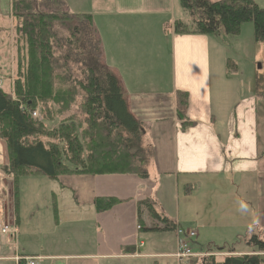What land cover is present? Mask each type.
I'll list each match as a JSON object with an SVG mask.
<instances>
[{"label": "crops", "instance_id": "crops-1", "mask_svg": "<svg viewBox=\"0 0 264 264\" xmlns=\"http://www.w3.org/2000/svg\"><path fill=\"white\" fill-rule=\"evenodd\" d=\"M60 1L68 12L73 10L72 14L91 15L105 60L107 57H115L117 49L144 52L147 42L141 39L145 35L149 36L154 45L168 39L166 41L177 52L182 67V70L179 67L174 69V73L178 70L181 78L179 89L183 88L185 91H180H188L186 93L189 95L186 118L195 121L196 126L181 131L180 125L175 123L174 127L165 128L167 121L164 116L175 118L172 90L164 94L161 84H156L153 88L150 84L139 90L133 89L128 96V110L145 127L142 145L148 154V178L140 180L134 176L86 175L82 180L88 183V191L83 195L89 194L90 197H76L75 186L68 178L70 175L50 180L45 183L48 187L47 194L24 199L20 212V236L24 240L33 237L26 241L27 245L21 243L23 248L22 251L19 248V251L16 250L18 254L43 257L45 259L41 264H163V260L169 264V258L174 260L172 255L177 245L175 232H164L162 229L165 226L153 220L147 208L140 203H153L155 212L171 221L178 229L181 227L179 217L186 213L187 201L192 195L188 193L191 185L188 186L185 197L181 201L177 199L175 203L176 219L171 215V206L168 208L163 197L158 198L154 194L161 179L166 183L171 177L182 179L183 176L186 178L184 182H193L192 185L195 186L193 192L197 194V219L201 218V207L206 206L207 213H211L210 217L214 221L212 226L243 227L244 232H253L262 240L264 82L256 85L254 82L257 80L254 78L255 81H251L250 85L243 84L244 81L238 76V69L227 62L228 74L225 77L229 78L231 73L238 76L239 90L235 94L231 93L235 102L232 110H228L227 127H224V111H220L217 116L213 113L214 95L208 88V82L212 80L210 73L208 78L206 76L209 70L208 54L200 44L204 37L167 36L166 29L173 21L179 20L185 24L182 17L184 13H175V9L180 7V0ZM208 1L217 3L224 0ZM253 2L264 11V0ZM176 42H179L180 48L175 46ZM195 48L198 50L192 55ZM187 58L189 59L185 61ZM155 59L157 63L150 65L146 73L160 72L159 67L167 66L166 61L162 62L158 57ZM109 62L115 66L114 62ZM195 63L199 66L194 67ZM171 79L174 80L173 77ZM227 80L231 82V79ZM224 81L226 83L225 78ZM158 136L166 141V151L163 152V156L166 153V168L153 166L157 145L162 142L157 139ZM0 147L4 152L1 141ZM3 152L0 156L2 158ZM39 190L40 188H36L35 191ZM19 198L22 205L23 197ZM107 198L118 203L107 211L98 212L95 200ZM203 225L206 224H201L202 229ZM195 232L198 239L199 231ZM167 234L174 236V243L165 237ZM142 236L151 241L150 247H146ZM247 236L245 234L244 239ZM164 241H167V251H162L161 243ZM206 241L204 239V244H199L200 250L213 248L215 242ZM245 243L241 251L231 250L230 253L221 254L222 258L232 253L234 256L255 255L264 258V253H258L247 241ZM14 246L16 243L5 247L0 239V264H15L11 258L16 252Z\"/></svg>", "mask_w": 264, "mask_h": 264}, {"label": "trees", "instance_id": "trees-1", "mask_svg": "<svg viewBox=\"0 0 264 264\" xmlns=\"http://www.w3.org/2000/svg\"><path fill=\"white\" fill-rule=\"evenodd\" d=\"M50 1L61 9L64 6L60 0ZM13 5L12 15L22 23L17 33L25 38L28 59L12 92L0 87V141L7 152L3 173L12 177L16 211L21 178L50 181L64 175H87L146 180L145 127L128 112L118 81L100 64L103 49L91 15L70 13L62 18L55 11L36 13L33 0H13ZM180 7L192 18L197 14L198 21L192 31H185L184 23L177 24L175 35L205 37L221 29L235 37L243 24L251 23L254 41L264 43V11L253 0H180ZM174 100L180 130L195 127V121L186 118L188 94L177 91ZM35 112L39 120L32 117ZM67 115V122L50 131L48 124L53 119ZM76 125L82 127L80 134ZM189 189L191 193L195 186ZM117 203L111 198L96 199L95 209L104 212ZM140 205L165 226L164 232H176L175 224L158 215L153 203ZM138 210L140 215L141 207ZM249 243L264 253L263 241L252 237ZM198 261L216 264L214 257ZM221 264H264V258L229 255Z\"/></svg>", "mask_w": 264, "mask_h": 264}, {"label": "rangeland", "instance_id": "rangeland-1", "mask_svg": "<svg viewBox=\"0 0 264 264\" xmlns=\"http://www.w3.org/2000/svg\"><path fill=\"white\" fill-rule=\"evenodd\" d=\"M33 2L34 7L32 9L36 13L50 14L51 11H55V15L62 18L66 14L73 13V10L68 12L66 8H64V6L61 9L57 4H54L50 0H33ZM12 6H14L13 0H0V87L6 93L12 92L15 83L20 79V76L26 67L28 59L25 55V51H27V43L25 41V38L21 34L17 33L18 27H20L22 23H20L18 19H16V17L12 15ZM175 13H184V16L182 17L185 21V25H183V22L179 20L173 21V24L171 23V25L166 29L168 37H171V34H173L174 36H179L175 35L174 32L172 33V31L175 30L177 24H182L185 28L187 27L185 31H188V29L192 31V29H194V22L198 21L197 14L192 18L186 11H184L180 7H177L175 9ZM185 31L183 32L185 33ZM181 36L192 37L195 35L188 34ZM143 40L147 42L144 52H136L134 50L129 51L127 48L123 50L117 49L115 51V57H107L108 60H105L102 56L100 63L108 72L110 71L109 73L112 74L118 81L122 90L123 99L126 103L127 110L129 107L128 96L131 95L130 92L133 89L139 90L145 85L149 86L150 84H152L153 88L156 84H161L164 87L162 91L164 94L169 93L170 90H172L171 94H174L177 91H185L183 88L179 89L181 78L178 74V70L176 73H174V69L179 67L178 69L182 70V67L180 65L177 52L172 47H169V41H166L168 39H164L157 45H154L151 42L148 35H145L141 39V41ZM200 44L202 49L208 54L206 56L208 60L207 58L206 60L209 70L206 76L208 78L210 73V80H212L208 82V88L214 95L212 102L213 113L214 116H217V114L223 110L225 113V119L224 121H222V124H224V127H227L226 116L227 113H229L228 110H232V104L233 102H235V99L231 96V93L235 94L236 91L239 90V87L237 86L238 76H240V78L244 81L243 84L245 85H250L251 81L254 82V78H256L257 80L256 83L254 82V84L256 85L261 83L262 81L264 82V43L254 41L253 26L251 23H245L240 28L239 36H228L224 34L220 29V31L215 35L205 36ZM175 46H178L180 48L179 42H176ZM202 49L200 50L201 55ZM196 50L198 49L195 48L193 50L192 55ZM156 57L161 59L162 62L166 61L167 66L164 68L159 67L158 69L160 72L152 71L151 74L146 73V71L150 69V65L157 63L155 59ZM189 58H187L185 61H187ZM109 61L114 62L115 66H113V64ZM203 61L204 60L201 61V64ZM228 61L230 65H233L236 69H238L239 75L237 77L232 73L229 74V78L225 77V75L228 74L226 70V64ZM193 66L198 67L199 64L195 63ZM171 77H173L174 80H170ZM223 77L226 79V83ZM227 79H231V82H229ZM189 87H191L190 83ZM167 97H169V95H167ZM37 111L39 112V110ZM34 114L36 116L32 117L39 120L41 116H39L37 112H35ZM68 117L70 116L67 115L66 117L62 116L61 119L59 117L53 119L48 124L50 131H54L59 127L61 123L67 122L68 120L66 118ZM164 118L167 121V125L165 126V128H172L175 126V123H178L176 117L173 118L164 116ZM46 119L50 118L47 116ZM84 127L85 125H83V128ZM75 128L77 133L80 134L82 132L81 126L76 125ZM157 139L162 142L157 145L158 149L153 166L156 168H166V153L165 156H163L164 150L166 151V141L162 140L160 136H158ZM2 152L3 150L0 147V156L2 155ZM3 153L4 158L0 157V239L2 240V243L5 245V247L12 246L16 243V246H14L16 247L15 251H22L23 247H21V243H25L27 245L26 241L33 237H28L26 240H24L23 236H20V212L23 209L24 199L25 197H42V193L47 194L48 187L45 183H48L49 180L42 177L21 178L19 180V190L20 196L23 197V201L22 205L18 206L19 210L16 211L12 177L7 173H3L4 169L6 168L5 166H8V158L5 147ZM162 160H164V163L162 162ZM85 177L86 175H70L68 177L71 183L75 186L74 189L75 193L77 194L76 197H90L89 194L83 195L84 192L86 194V192L88 191V183L82 180L85 179ZM185 179L186 178L184 176L182 177V179L181 177H171L170 179L166 180V183H163L161 179L159 182L160 186L157 188V190H155L154 196L156 195V197L158 198L163 197L162 199H164L168 208L169 206H171V215L174 219L177 218L175 205L177 199L181 201L182 197H185L188 186L193 184V182H184ZM194 182L196 183V180ZM36 188H40V190L36 192ZM190 194L192 195L191 198H188L189 200L187 201L188 208L186 209V213L184 215H180L178 221L181 223V227L178 228L181 229L185 234L190 232L196 233L195 231L198 230L199 238L197 239L195 236V238L188 241V244L190 246V253L184 257H182V252L178 254V246L176 245L175 253L172 255V258L174 260L169 258V264H199L198 259L205 257H214L216 260V264H221L224 261V258H222L223 255L221 254L230 253L231 250H235L237 252L241 251L245 246L246 241L249 246L253 247V245H250L249 243L252 237H257L259 241L264 242V238H262L261 240L258 235H254L255 233L244 232L243 227H230L228 225H220L219 227L212 226L211 223L214 224V221L210 217L211 213H207L205 209L206 206L201 207V218L197 219L195 216L197 212V194L193 191ZM202 223L206 224L203 225L204 229L201 228ZM201 230L205 231L201 232ZM245 234H248V236L244 239ZM165 237H167V239L169 240L171 239L172 243H174V236L172 234H167ZM36 238L37 236L35 237V239ZM141 238L146 243V247H150L151 241H149L145 236H142ZM219 238H221L222 240ZM158 239L162 241L160 237ZM204 239H206L207 241L211 240L215 242L214 245H212V249L208 248L204 251L200 250L199 244H204ZM166 243L167 241L161 243V247L163 249L162 251H167ZM17 251L11 257L15 261V264H27L31 261H35L36 264H41L45 259L39 256H27L18 254L19 252ZM177 255L179 256V258L177 257ZM229 255L234 256L233 253ZM167 263L168 262L163 260V264Z\"/></svg>", "mask_w": 264, "mask_h": 264}, {"label": "built area", "instance_id": "built-area-1", "mask_svg": "<svg viewBox=\"0 0 264 264\" xmlns=\"http://www.w3.org/2000/svg\"><path fill=\"white\" fill-rule=\"evenodd\" d=\"M36 115L33 114V117H35ZM1 232V231H0ZM175 235L177 237V246H178V254L180 252H182V257L187 256L190 253V246L188 244V241L190 239L195 238L196 233L190 232L185 234L182 230H176ZM177 257L179 258V256L177 255ZM23 264V263H20ZM27 264H36L35 261H31Z\"/></svg>", "mask_w": 264, "mask_h": 264}]
</instances>
